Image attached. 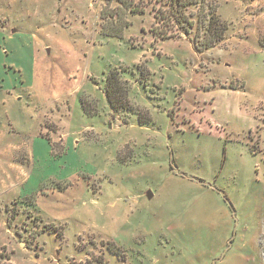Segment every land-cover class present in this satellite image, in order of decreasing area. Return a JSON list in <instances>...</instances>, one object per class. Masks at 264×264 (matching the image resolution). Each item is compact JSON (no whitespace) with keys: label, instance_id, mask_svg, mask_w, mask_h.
<instances>
[{"label":"rangeland","instance_id":"rangeland-1","mask_svg":"<svg viewBox=\"0 0 264 264\" xmlns=\"http://www.w3.org/2000/svg\"><path fill=\"white\" fill-rule=\"evenodd\" d=\"M133 1L144 14L116 1L0 0L4 142L27 138L33 58L35 85L55 82L53 114L67 135L60 142L58 124L47 121L55 155L36 165L37 183L58 193L55 221L30 207L9 233L0 204V264H264V71L247 53L264 27V16L254 17L264 0H192L182 17L170 0ZM102 10H123L122 38L103 34ZM214 11L228 40L200 55L194 42L209 38ZM115 68L129 81L132 109L107 122L99 96ZM79 91L89 92L97 115L81 113ZM13 159L29 162L24 153ZM8 207L15 217L21 206Z\"/></svg>","mask_w":264,"mask_h":264},{"label":"crops","instance_id":"crops-1","mask_svg":"<svg viewBox=\"0 0 264 264\" xmlns=\"http://www.w3.org/2000/svg\"><path fill=\"white\" fill-rule=\"evenodd\" d=\"M263 16H264V4H263L262 9H259V8L257 9L256 15L254 17L257 19H260V18H263ZM260 38H264V27H263L262 32L255 34V38L253 39L254 40L253 46L248 48L249 51L247 50L246 51L248 53V58L250 57L253 59L258 58L257 62L261 61V66L263 68L260 70L264 71V65H263L264 64V48L260 44ZM227 40L228 39L225 37V42ZM213 49L207 50V52H202L200 53V55L206 54L212 51ZM142 54L143 53L140 52L138 61L134 65L138 64L139 59L141 58ZM35 68H36V64L33 58L31 68L28 72L29 75L27 78V84L24 87V90L26 92V95L31 105V106H26L28 120L30 121V124H29L30 129H28L26 133L27 135L26 140L22 144H14V145L7 144L6 145L4 142L6 139V135L0 132V204L4 205V216H2L1 219L3 221V224L4 225L6 224V226L7 224L11 223L12 220H15L17 217L21 216L22 215L21 213H23L24 211L26 210L29 211L30 207H32L34 210L31 212L38 213L42 219H48V220L55 221V218H56L55 214L56 215L58 214V212L55 211V201L59 202V199H57L56 197L58 193L55 191V188H48L45 190L43 185H41L40 183L39 184L37 183V181L39 182L41 173L38 174L39 168L36 165H37L38 160L41 158L43 154L53 155V145L55 144V130L49 129L50 125L49 126L46 125L48 124L47 121H49V124H51L52 126H55V122L58 124L59 130L56 135L58 136L60 142H62L63 137H66L67 135L60 134L61 133L60 132L61 126L59 127L60 120L55 121V116L53 114L55 112V96H56L55 95L56 94L55 93V82L49 85H46V84L43 85L42 83H39L36 86L35 83L38 80H36L37 74H36ZM148 73L149 72L147 71V74ZM86 79L88 80L90 78L87 77ZM121 79L127 83V87H128L129 81L126 78H124L123 75ZM147 79H148L147 77L144 78V83H145V80ZM135 83L136 85L138 84L137 82ZM148 84H149V80L146 82L145 86ZM135 86H133L132 90L133 89L136 90ZM220 91L223 94L233 93L229 91L226 88V86H222ZM88 93L89 92L84 93V92L79 91L76 94V100L78 97V101L80 104V111L82 114L86 116L87 115H90V116L97 115L98 108L96 105L95 106L92 105V108L90 110L88 109L89 103L87 101L92 98V96ZM234 94L237 97L244 96L243 93L240 92L239 90H236ZM99 97L101 101L106 103L107 106L109 107L106 95L104 93V89H103V92L101 93V96ZM128 101L130 102L129 99ZM64 103H67L66 106L69 105L70 103L69 99L68 98L63 99L62 104ZM83 103L86 105V108L88 109L87 112L83 110V107H82ZM0 106L4 107L2 101H0ZM111 114H113V111L110 109L107 114L108 118H106L105 121L109 122V118H111ZM114 119L116 120L115 117ZM118 119H119V116H118ZM86 129H89V128H86ZM38 137L45 138L47 141V145H45V143L42 140H40ZM77 139L78 138L75 137L71 141L73 145L78 143ZM18 153H24L25 157L29 160L27 165L24 166V164H19V162L14 161L13 156ZM70 189L72 188L69 187L68 190ZM27 198H29V201L25 205V202H26L25 199ZM13 205L21 206L20 209H18V211L17 210L14 211L13 216L15 217H12V214H11L12 211L8 207V206L12 207ZM27 214L29 213L27 212ZM71 214L74 215V211H72ZM32 218L34 217L32 216ZM6 231L11 233V229L8 228V226H7Z\"/></svg>","mask_w":264,"mask_h":264},{"label":"trees","instance_id":"trees-1","mask_svg":"<svg viewBox=\"0 0 264 264\" xmlns=\"http://www.w3.org/2000/svg\"><path fill=\"white\" fill-rule=\"evenodd\" d=\"M107 4H110L113 1H116L118 4H120L123 8V10L128 12L130 15L136 16V15H142L145 12L144 8H139L134 5L133 0H105ZM195 5V1L192 0H170L168 7L170 9L176 8L178 10L179 15L184 16V11L189 7ZM122 10V11H123ZM115 11V10H114ZM120 11L119 13L113 12L110 16L105 15L104 10L100 13V20H102L101 28L102 32L106 37H112L120 39L122 38L124 30L128 26V22L125 18V13ZM115 19V20H114ZM180 24H186L187 26L192 23L185 21L184 19H180ZM211 22H214L216 25L212 26ZM179 24V26H180ZM178 26V27H179ZM182 30V33L188 34V31L180 27ZM226 25L215 16V11L211 12V18L208 24V27L206 29V34L209 35V38L204 40L202 43H199V41L194 42V49L197 53H202L203 51L213 49L217 46H219L224 40H225V33H226ZM151 33L153 35L157 36L159 40H167L170 37H166L163 34L155 33L153 32V28ZM260 44L264 48V38H260ZM124 70L121 69H113L111 70L107 75H105V85H104V93L106 95L109 107L114 112H122L131 110L132 107L129 105L128 99H127V83L124 82L121 79V73H123ZM143 73V72H142ZM234 90V89H233ZM83 110L88 111L86 108V105L82 104ZM85 112V113H86ZM53 155H55V145H53ZM48 231L45 228L41 230V232ZM55 233L54 231H52ZM108 246V245H107ZM112 248H110V251L112 252L113 256H117L120 259H123L124 256L120 253L121 250L119 248H116L114 245H112ZM107 249V248H106ZM114 249V250H113Z\"/></svg>","mask_w":264,"mask_h":264},{"label":"water","instance_id":"water-1","mask_svg":"<svg viewBox=\"0 0 264 264\" xmlns=\"http://www.w3.org/2000/svg\"><path fill=\"white\" fill-rule=\"evenodd\" d=\"M149 197H151V194H149Z\"/></svg>","mask_w":264,"mask_h":264}]
</instances>
